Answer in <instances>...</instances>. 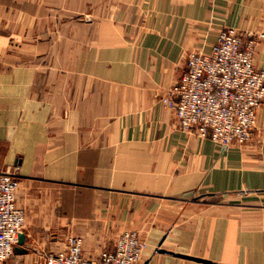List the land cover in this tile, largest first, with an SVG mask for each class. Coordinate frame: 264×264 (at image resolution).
I'll return each mask as SVG.
<instances>
[{
  "label": "crops",
  "instance_id": "1",
  "mask_svg": "<svg viewBox=\"0 0 264 264\" xmlns=\"http://www.w3.org/2000/svg\"><path fill=\"white\" fill-rule=\"evenodd\" d=\"M64 2L70 16L79 3L95 9V0ZM46 4L0 0V169L21 168L17 201L31 225L27 251L4 264H42L58 248L42 222L61 237L69 222L71 233L94 235L102 206L133 216L148 241L138 264H264V103L251 141L223 146L183 131L161 101L189 53L211 49L225 27L264 32V0H101L116 8L96 26L82 81L73 66L63 75L15 65L8 52L13 30L40 27L32 18ZM255 62L264 68V38Z\"/></svg>",
  "mask_w": 264,
  "mask_h": 264
},
{
  "label": "built area",
  "instance_id": "2",
  "mask_svg": "<svg viewBox=\"0 0 264 264\" xmlns=\"http://www.w3.org/2000/svg\"><path fill=\"white\" fill-rule=\"evenodd\" d=\"M257 41H245L236 28L223 30L209 50L189 54L187 65L165 100L182 124L201 137L228 146L252 139L258 109L264 103V69L256 66ZM18 169H0V264L15 252L27 229L26 212L18 205ZM144 243L131 233L113 248L92 258L81 237L70 235L66 246L50 250L42 264H138Z\"/></svg>",
  "mask_w": 264,
  "mask_h": 264
},
{
  "label": "rangeland",
  "instance_id": "3",
  "mask_svg": "<svg viewBox=\"0 0 264 264\" xmlns=\"http://www.w3.org/2000/svg\"><path fill=\"white\" fill-rule=\"evenodd\" d=\"M59 4H60L59 0L56 2L55 0L54 1L47 0V4L41 9L42 10L41 14L32 18L31 26L37 25L40 27H36V28L34 27L31 29L16 27L13 30V34L16 39L8 48V52L16 56L15 65L32 64V65L41 66L43 67V69H47L48 71L58 68L59 70L63 71L62 72L63 75H67V74L71 75L69 74L70 73L69 70H71V66H73V70H75L76 73H78L79 80L82 81L81 77L85 76L86 74L85 61H86L87 51L88 49L92 48L91 45L92 38L93 35H95L96 33V26L102 18L107 16H112V13H108L107 11L111 12L115 10L116 4H111L109 9L102 10L101 0H95V5H94L95 9L91 5L87 7L86 4L82 5L81 3H79L78 13L72 16L65 13L66 9L69 8L68 6H70L69 2L67 3L64 2L63 5L61 6ZM93 10H95V12ZM21 21H24L25 25L27 26L29 25L28 18L23 17ZM130 26L134 27L133 24H130ZM228 28L238 29L243 34L245 41L249 40L250 38L255 39L257 41V46L259 40L264 38L263 31H254L252 29H248L241 26H227L223 30ZM127 33L129 36H132L133 30L129 29ZM196 50H200V49H196ZM196 50H192L191 52ZM202 50H207V49L202 47ZM26 54H32L36 56V58L33 61H27L24 58V55ZM71 59L74 61L73 63L71 62ZM254 61H255V56H254ZM172 87L168 89L166 93L161 97L162 103L167 107L169 106L167 105L165 100L169 96ZM169 108L172 109L171 107ZM175 115L178 119L179 126L183 131L185 132L193 131L194 133L198 134L196 130L187 129L182 124L176 113ZM14 169H18L17 171L19 174L18 179H19V187H20L21 168L19 166L12 165L6 167L4 170L13 171ZM34 192L35 194L38 193L37 190ZM60 193H61L60 187H58V190L57 189L53 190L54 196L56 195L60 196ZM113 202L117 203V197L113 198ZM20 207L25 210L24 207L22 206ZM56 208L57 205H55V209ZM100 208L102 209L104 208L105 211L104 213L100 214L101 219L99 221H96L95 223L96 229L94 235L89 236V234H87L89 237H87L86 239L82 236L71 233L72 231L69 230V228H71L70 222L69 224H64L63 226L59 224L60 227L58 228L59 229L62 228V233H63L62 237L59 235V233L58 234L55 233L54 222L52 223L42 222L38 224L39 225L38 227L39 229L42 227L41 229L43 231L47 229L50 231L51 234L50 241L59 242L57 243L58 248L56 247L55 249H53L54 251L64 248L66 246L67 238L70 235H76L78 237H81L84 245L86 243V245L91 249L90 253L92 254L89 255L92 258H94L97 257L102 250L107 248H113L117 243V241L123 235L127 233H131L133 235L138 236L140 240L144 243L145 245L144 252H145V249L148 246V241L142 237L139 230L135 229L134 221L132 220L133 219L132 215L125 214V217L130 218V220H127V218L125 219L123 215L117 214V210H118L117 206H114L113 207L114 212L110 211V213L108 212L107 206H102ZM108 217H111V219H109ZM26 219H27V213H26ZM56 220H58V218H56ZM40 224L42 225L40 226ZM26 225L27 228L31 226L30 223L27 222V220H26ZM35 227H37V224L35 225ZM99 233H102V235L99 236ZM37 240L41 241V239H37ZM109 242L112 243V246L109 245Z\"/></svg>",
  "mask_w": 264,
  "mask_h": 264
},
{
  "label": "water",
  "instance_id": "4",
  "mask_svg": "<svg viewBox=\"0 0 264 264\" xmlns=\"http://www.w3.org/2000/svg\"><path fill=\"white\" fill-rule=\"evenodd\" d=\"M25 240H26V233L25 232H22L20 234V238H19V242H18V246L16 247V249L20 252H26L27 249H25L24 247H21L24 245L25 243ZM161 251L163 252H168L166 249H162ZM171 253L173 254H176V255H179V256H182V257H186V258H189V259H193V260H197V261H202V262H208V263H212V261L208 260V259H205V258H201V257H196V256H192V255H187V254H181V253H175L173 251H170Z\"/></svg>",
  "mask_w": 264,
  "mask_h": 264
}]
</instances>
